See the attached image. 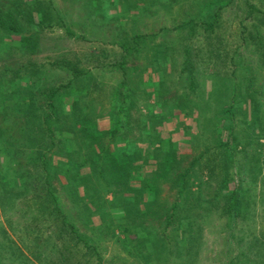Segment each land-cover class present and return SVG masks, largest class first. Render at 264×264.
<instances>
[{"label": "rangeland", "instance_id": "obj_1", "mask_svg": "<svg viewBox=\"0 0 264 264\" xmlns=\"http://www.w3.org/2000/svg\"><path fill=\"white\" fill-rule=\"evenodd\" d=\"M3 1L9 3L13 0ZM89 1L28 0L32 6H39L35 11L38 24L12 37L0 31V46L3 50L0 54V70L11 68L16 62V66L23 70L22 74L17 75V86H25L19 93L24 98L36 92L39 102L45 99L40 94L45 93L49 85L54 84L57 87L66 84L75 73L83 76L78 81L74 80L68 88L61 89L57 96L63 115H68L79 100L87 101L91 98L93 103H97L94 107L96 112L101 110L98 104L100 100L105 108H111L117 92V82L125 78L123 89L131 96L129 100L133 97L135 100L133 120H136V114L141 111L150 124L144 132L156 130L155 140L159 139L161 143L174 141L178 153L187 158L184 163L188 159H199L194 172L203 176L205 181L210 167H214L213 172L217 170L218 173L211 171L212 182L203 184L204 196L209 199L221 187L219 197L222 201L227 200V197H234L233 207L228 213H221L217 207V211L214 209L204 213V230L195 256L188 255L181 247V254L176 251H163L144 258L126 246V236L120 230L113 233L108 230V226L104 227L99 215H93L91 219L86 218L87 220L80 216L73 217L76 214L75 204L70 199L69 189L62 188L61 183H65V178L59 177L54 183L61 189L70 221L80 224L82 232L93 236L90 250L83 241L70 247L75 243L74 240L68 239L65 232L59 238L56 232L61 221L54 222V216L39 203L37 196H45L47 190L40 177L41 170L34 168L29 172V169L27 171L15 167V176L18 177L20 185L14 190L18 195L14 196V200L2 203L5 194L3 181L8 168L5 167V160L8 158L2 152L0 264H231V258L236 260L233 264H264V128H239V132L231 125V130L225 127L222 133L215 132V126L210 123L212 115L208 109L215 102L208 98L215 86L230 92L232 84L235 83L239 95L235 94V99L229 101L227 106L235 104L251 110L256 101L264 105V0H218L214 12L220 7V19L213 28H207L198 17L199 23L194 28L189 24L176 30L162 31L156 39L149 38L144 49L134 53V60L133 57L127 58L125 69L128 78L122 76L120 67L113 66V63L127 54L118 43L138 32L131 31L130 24L137 27L139 25L143 30L148 25L143 32L148 31L151 23H155L152 26L156 30L160 26L171 27L175 18L178 22L179 19H186L188 14H197V0H176L172 5L161 6V14L147 24H141L143 20L138 24H128L129 21L122 14V0H115L117 3L112 7L109 6L111 0H100L103 6L96 11L90 8ZM139 1L144 6V1ZM150 1L145 0L148 7ZM126 2L125 0V6ZM248 4L254 5L255 10L249 8ZM29 8V5L24 4L21 9ZM123 30L127 33L125 38H122ZM26 39H31L32 44H27ZM153 42H166L171 48L166 49L165 44L162 45L163 51L156 60L152 58L150 48ZM12 46L16 48L11 50V54L7 53ZM103 48L109 50L107 57L100 54ZM88 70L95 75L87 74ZM93 77L98 84L94 83ZM191 77L195 78V85H191ZM225 78V81H221ZM13 79L11 76L6 85H10ZM46 82L50 84L45 88ZM179 95L188 101L182 110L169 103L164 105L162 97L171 99ZM11 98L13 96L8 93L0 98V111L10 104ZM139 117L142 119V114ZM240 118L243 119V116L240 115ZM230 121L223 120L220 126L230 124ZM60 122L55 130L63 142L70 133L65 127H68V120L62 117ZM234 135L237 138L235 141ZM230 139L233 140L235 152L226 156H232L235 164L224 184L217 180H223L226 157L221 149L214 146L221 140ZM160 145L144 144V148L149 149L150 156L153 157V149ZM162 146L164 157L167 145L165 143ZM207 146L213 147L208 149ZM66 147L68 149L69 145ZM15 160L16 157H13L14 162ZM152 160L142 168V174L149 176L155 170L156 163ZM22 162L26 163V160ZM56 162L65 165L67 160L57 157ZM230 162L232 163L231 160ZM89 172L90 168L80 170L77 180L80 189L84 188L83 177ZM161 179L158 186L159 197L153 210L164 204L166 198L172 199V189L165 177ZM100 182L99 188L106 189ZM117 186L121 188L123 183ZM196 187L198 181L192 186V190H196ZM115 188L114 186L113 189ZM96 195L97 198L101 197V193ZM104 195L113 199V191ZM111 211L112 216L119 220L126 216V210L120 205L113 206ZM95 228L102 229V233L92 234ZM136 236L137 231L134 230L128 235L133 241H136ZM185 242L181 239L178 247Z\"/></svg>", "mask_w": 264, "mask_h": 264}, {"label": "trees", "instance_id": "obj_2", "mask_svg": "<svg viewBox=\"0 0 264 264\" xmlns=\"http://www.w3.org/2000/svg\"><path fill=\"white\" fill-rule=\"evenodd\" d=\"M96 1H89L90 8H94L95 11L103 6L100 0ZM126 1V6L125 0L121 1V10L122 14L126 16V21H129L128 24L130 22L132 24L137 22L138 24L141 20H143L141 24H147L161 14V6L172 5L176 0H151L149 7L145 0L142 2L144 6L140 5L139 0ZM217 2L218 0H199V2L197 0L195 11L197 14H188L186 19H179L178 22L175 18L172 28L160 26L156 30L152 26L155 23H151L148 31L143 32L147 30L145 27L148 25L143 30L140 29L139 25L137 27L130 24L129 29L131 31L138 30V32L132 34L125 41L123 39L120 43L116 42L127 54L122 55V59L115 61L113 66L120 67L122 76L128 78L125 69L127 58H132L135 52H141L149 38L156 39L160 37L159 33L162 31L176 30L189 24H192L194 28L199 23L198 17L207 28H213L220 19L218 12L220 7L214 12ZM23 3L29 5L30 8L22 10L21 8H24ZM116 3L115 0H111L109 6L112 7ZM248 7L255 10L254 5L248 4ZM36 8L39 6H32L28 0H13L9 3L0 0V31L12 37L15 34H22L32 26H37ZM23 11L24 14H22ZM109 15L112 14L109 13ZM122 32L124 33L123 35L121 33L122 38H125L127 33L125 30ZM26 43L32 44L31 39H26ZM159 45L161 46L159 47ZM162 45L166 49L171 48L166 42H159L158 44L153 42V47H150L151 53H153L152 58L158 59L159 54L163 51ZM1 47L0 54L3 51ZM15 48L16 46H12L7 53L11 54V50L13 51ZM100 54L107 57L109 50L103 48ZM186 66L187 62L185 63ZM74 70L76 71L75 68ZM22 73L23 70L21 71L19 66H16V62L11 68L6 67L0 70V98H4L7 93L13 96L10 99L12 100L10 104L0 111V153L4 152L8 158L5 160V167L8 168L3 181L5 194L2 203L14 200V196L18 195V192L15 193L14 190L20 185L18 177L15 176L17 174L15 167L27 171L29 169V172L37 168L41 170L40 177L43 179L44 188L47 189L45 196H37L40 199L39 203L43 208L49 210L50 215L54 216V222L61 221L56 232H58L59 238H62V233L65 232L68 239L74 240L75 243H72L70 247L77 246L79 242L83 241L86 248L90 250L92 247L90 241L93 236L82 232L80 224L70 221L69 212L65 209V203L60 192L61 189L54 183V180L59 177L65 178V183H61L62 188L69 189L70 199L75 204L76 214L73 217L80 216L84 219H91L93 215H99L104 227L108 226V230L113 233L115 230H120L126 236L124 243L132 249V252L136 251V254L147 258L153 254H161L163 251L166 253L176 251L177 254H181V247H183L189 253L188 255L195 256L198 252L197 246H199L202 237V230H204V213L206 211L212 212L216 207L221 213H228L235 200L234 197H227V200L222 201L219 197L221 187L209 199L204 196L202 186L212 182L213 173H218L217 170L213 172L214 167L209 166L210 172H208V178L205 181L203 176H198L194 172L199 159H188V162L184 163L187 158L178 153L174 141L161 143L159 139L155 140L156 130L144 132L150 125L147 122L148 118L145 120L143 113L139 111V114H136V120H133L136 110L135 100L134 97L129 100L131 96L123 89L126 84L125 78L117 82V92L113 97L115 102L113 101L111 108H105L106 106H103L100 100L98 104H100L101 110L96 112L94 107L97 103H93V98H91L87 101L79 100L80 102L74 105L68 115H63L57 96L61 93V89L68 88L74 80L82 79L83 76H78L75 73L66 84H60L57 87L46 82L45 88L48 85L50 87L45 93L40 94L45 99L39 102L36 98V92H32L24 98L23 94L19 93V90L25 89V86L21 84L17 86L16 82L17 77ZM86 73L95 75L93 71L89 70ZM11 76L14 77L10 81L11 86L6 85ZM92 79L95 84H98L95 77ZM101 84L104 85V82ZM191 85H195L194 77H191ZM232 86L230 92L220 90L215 86L211 90L210 97H208L215 101L214 105L208 108L212 115L210 123L215 126V132L222 133L225 127L231 130V125L238 131L239 128L245 130L246 127H254L257 130L264 128V105L255 102L254 98L252 100L255 104L251 110L248 107L235 104L227 106L229 101L235 99V94H238L236 83ZM162 101L164 105L169 103L174 105L172 107L177 106L181 110L188 103L181 95L171 99L170 97H162ZM247 108L248 110H246ZM201 111L204 113L203 109ZM140 114H142V119L139 117ZM185 114L189 115V112L185 111ZM239 114L243 116V119L240 118ZM62 117L68 120V127L64 125L70 133L66 135L63 142L60 141L55 130V127L60 126ZM223 120L231 121L230 124L220 126ZM233 140H237L235 135ZM233 140H221L214 146L221 149L226 157L223 180L220 179L217 182L226 184L231 170H233L234 160H232V156H226V154L235 152L232 145ZM155 143L161 145L153 149V157H151L150 150L144 148V144L152 146ZM165 143L167 151L163 157L162 145ZM37 144L40 145V148H37ZM68 145L69 148L67 149L66 146ZM210 147L212 149L213 146ZM13 157H16L15 162ZM57 157L65 158L66 164L57 163ZM23 160H26V163H23ZM151 160L156 163L155 172L153 171L149 176L142 174V168ZM12 162L14 163L12 164ZM83 168H90V172L83 177L84 188L80 189L77 180H79L80 170ZM161 177H165L173 195L172 199L166 198L167 201L164 204L153 210L157 197H159L158 186L161 183H159ZM197 181L198 187L196 190H192V186ZM99 182L107 188L104 190L99 188ZM119 183H123V187L118 188L117 184L119 185ZM114 186L115 189H113ZM110 191H113V199L104 197V194ZM96 193L98 196L101 193V197L97 198ZM183 201H185L184 204ZM116 205H120L126 210V216L122 220L112 216L111 208ZM234 206L237 205L234 203ZM133 230L137 231L136 241L128 237ZM95 232L102 233V229L95 228L92 230V234ZM181 239L186 242L178 247ZM173 247L176 249L173 250ZM235 261V258H231L230 263L233 264Z\"/></svg>", "mask_w": 264, "mask_h": 264}]
</instances>
